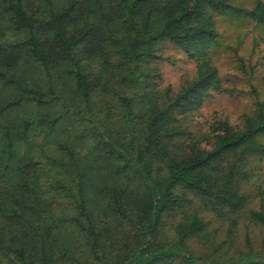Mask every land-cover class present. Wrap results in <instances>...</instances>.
Returning a JSON list of instances; mask_svg holds the SVG:
<instances>
[{
    "label": "trees",
    "instance_id": "obj_1",
    "mask_svg": "<svg viewBox=\"0 0 264 264\" xmlns=\"http://www.w3.org/2000/svg\"><path fill=\"white\" fill-rule=\"evenodd\" d=\"M41 1L37 17L28 0H0V83L15 86L0 100V264H159L173 250L152 244L151 231L179 210L178 185L205 207L245 208L237 174L260 149L253 136L264 131V106L260 103L257 116L246 119L244 130L217 121L211 141L203 144L174 142L171 121L175 110L184 114L197 108L217 84L216 68L206 59L217 34L210 8L235 7L264 23V0L250 10L218 0H90L93 16L80 24L69 20L82 0ZM2 23L23 29L22 42L3 40ZM161 39L201 59L196 76L166 98L149 93L148 83L138 79L143 56L154 55L151 48ZM113 42L121 51L118 62L105 50ZM96 52L101 70L93 76L84 58ZM27 63L38 70L32 82L24 76ZM103 69L118 73L119 85L111 91L108 113L91 116L96 123L86 152L59 141L55 154L39 153L33 120L17 121L13 113L57 95L73 116H82ZM60 77L69 83L67 95L56 93ZM47 122L53 127V118ZM251 213L264 224L263 211ZM189 219V225L179 223L178 242L203 226L197 212ZM122 233L136 243L128 245ZM116 240L131 249L106 247V241Z\"/></svg>",
    "mask_w": 264,
    "mask_h": 264
},
{
    "label": "rangeland",
    "instance_id": "obj_2",
    "mask_svg": "<svg viewBox=\"0 0 264 264\" xmlns=\"http://www.w3.org/2000/svg\"><path fill=\"white\" fill-rule=\"evenodd\" d=\"M28 1L33 5V12L38 17L42 1ZM58 1L65 3L69 0ZM218 1L230 6H240L244 10H250L257 2V0ZM90 4V0H82L75 16H72L69 22L80 24L87 16L92 17ZM234 8H210L217 34L215 42L207 50L206 59L216 68L217 84L208 89L203 102L189 113L181 114L178 110L174 113V109L170 107L176 114L171 121L174 142L195 141L203 144L211 141L213 134L211 125L217 121H226L234 128L244 130L246 119L257 116L260 103L264 106V23L249 13ZM1 29L2 39L8 42H22L25 37L23 29L14 26L2 23ZM155 42L151 48L154 55L143 56L138 79L148 83L146 89L151 90L149 93L166 98L165 94L173 95L196 76L198 61L201 59L188 55V52L175 41L161 39ZM113 43L105 46V50H108L110 59L118 62L121 60V51L118 50V43ZM100 60L101 56L97 52L84 58L91 75H98L101 70ZM25 71L26 80L32 82V78H37L38 70L29 63L25 65ZM103 72L102 81L96 86L92 101L86 102L82 107L85 113L82 116H73L70 105L57 95L47 96L38 103L28 102L13 113L12 117L13 119L18 117L17 121L23 117L33 120L37 140L34 148L39 153L55 154L59 141L62 145L74 143L76 150L86 152V143L93 139L92 135H89L90 127L96 123L91 116L98 112H102L103 116L108 113L107 104L111 98V91L120 80L118 73L114 71L108 72L103 69ZM59 82L61 90L56 89V93L67 95L70 91L68 81L60 77ZM14 91V85L0 83V100ZM49 117L53 118V127L47 122ZM253 142L260 145V149L249 154L248 159L240 165V173L237 174L239 192L246 199L245 208L233 210L229 206H222V209L216 210L205 207L199 197L187 192L183 186L175 187L174 194L180 195L183 200L178 207L179 210L165 215L159 227L151 231L152 244L163 243L173 250V253L160 260L159 264H264V224L256 221L251 213L252 210L264 212V131L255 134ZM90 157L94 160L93 155ZM43 159L50 160L47 157ZM163 167L160 182L165 177V165ZM92 192L96 195L95 190ZM62 198L68 205L69 198L66 196ZM193 212H197L203 226L193 236L178 242L179 223L191 224L189 218ZM122 229L127 230L126 227ZM124 237L128 245L133 246L136 243V239H128L125 235ZM105 244L107 248H130L121 240L106 241ZM183 256L193 262L189 263ZM246 256L250 258L244 260Z\"/></svg>",
    "mask_w": 264,
    "mask_h": 264
}]
</instances>
